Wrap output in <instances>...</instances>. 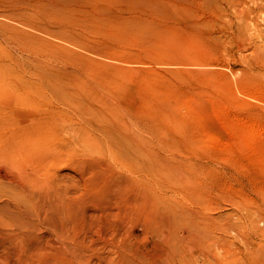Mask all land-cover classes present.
Here are the masks:
<instances>
[{
	"label": "rangeland",
	"instance_id": "1",
	"mask_svg": "<svg viewBox=\"0 0 264 264\" xmlns=\"http://www.w3.org/2000/svg\"><path fill=\"white\" fill-rule=\"evenodd\" d=\"M260 1L246 29L253 0H0V98L18 134L0 162L18 200L2 192L0 217L23 232L0 264L72 247L82 264H165L178 246L191 264H264ZM74 83L105 119L80 123L112 129L96 145L68 119Z\"/></svg>",
	"mask_w": 264,
	"mask_h": 264
},
{
	"label": "bare ground",
	"instance_id": "2",
	"mask_svg": "<svg viewBox=\"0 0 264 264\" xmlns=\"http://www.w3.org/2000/svg\"><path fill=\"white\" fill-rule=\"evenodd\" d=\"M261 1H263L264 2V0H261ZM260 1V2H261ZM235 2V1H234ZM237 2V1H236ZM253 4H254V6H255V8H254V10L253 9H245V10H242L240 13H239V21H241V22H243V27H245L246 29H247V27H248V20H249V17H251V16H254L255 15V11H256V9H257V7L259 6H257V3H256V0H253ZM259 2V3H260ZM232 3H233V1H232ZM233 4H235V3H233ZM232 4V5H233ZM262 4V3H261ZM263 5V4H262ZM253 6V5H252ZM260 7H261V5H260ZM257 10H259V9H257ZM261 11V10H260ZM262 11H264L263 9H262ZM257 13V12H256ZM264 13V12H263ZM258 14V13H257ZM256 14V15H257ZM259 14H260V12H259ZM258 14V15H259ZM261 15H262V13H261ZM260 15V17H262ZM238 16V15H237ZM264 16V15H263ZM258 18H259V16H257ZM262 19V18H261ZM264 20V19H263ZM263 39V38H262ZM261 40V39H260ZM258 41V40H257ZM262 41H264V40H262ZM261 41V42H262ZM260 42V41H259ZM260 42V43H261ZM256 43H258V42H256ZM255 43V44H256ZM262 45H263V43H262ZM261 46V45H260ZM256 47V46H255ZM259 47V46H258ZM260 48H262V47H260ZM256 50H257V47H256ZM259 51V52H258ZM258 51H256L257 53H259V55H261V58L262 59H264V49H260V50H258ZM260 57V56H259ZM75 85V86H74ZM73 86H74V88H72V89H75V90H73V91H68V93H66L63 97H62V99H63V101H64V103L68 106V107H70L71 109H72V116H68V119L69 120H74L77 124H74V127H75V132H76V135L78 136V137H81V138H83L85 141H86V143H89L88 141H90V143L91 144H97L98 143V141H97V133H99V132H105V133H110L111 131H108V130H112V129H110V128H105L104 127V124H103V127L104 128H100V127H96L95 128V126L93 125V127H92V124H94L95 122H97V123H99V122H102L103 120H105L103 117H102V115L103 114H100L99 113V115L97 114V112L95 113L94 111H93V107H91L90 105H86L87 107H88V110H87V108L85 107V101L80 97V94L76 91V90H78V91H81L82 92V94L86 97V98H91V99H94V95H95V92H96V89L95 88H93L92 87V90L90 91L88 88L89 87H87L84 83H74L73 84ZM72 86V87H73ZM1 95H2V91H1V86H0V97H1ZM90 99V100H91ZM92 101V100H91ZM90 101V102H91ZM118 108V107H117ZM137 108V107H136ZM113 109H116V107L115 108H113ZM129 109V108H128ZM139 110V109H138ZM140 111V110H139ZM105 112V111H104ZM116 112V111H115ZM114 112V113H115ZM129 112V111H128ZM132 112V111H131ZM134 113H135V111H133ZM132 112V113H133ZM141 112V111H140ZM5 114H7V115H10V113H5ZM106 114V113H105ZM141 114H142V112H141ZM78 115H80V116H82V115H86L89 119H90V121H93L94 123H92V122H89L90 123V125H91V127H92V129H93V131H92V129H91V127L90 126H85L84 124H82V123H80V118L78 117ZM113 115V114H112ZM116 118H119L121 115H118L117 113H115V115H114ZM107 117V116H106ZM110 117V116H109ZM108 117V118H109ZM139 116H136V118H138ZM139 119H140V117H139ZM109 120H110V118H109ZM112 120H114V118L112 119ZM32 121V120H31ZM99 121V122H98ZM137 122L136 123H134V124H131V125H126V126H124L125 128H127V129H130V128H132V129H136L137 128V126H138V124L139 123H141V122H138V119L136 120ZM140 121V120H139ZM38 122V121H37ZM109 122V121H108ZM142 122H143V120H142ZM35 123V122H34ZM29 124V123H28ZM68 124H70V125H72L71 123H68ZM67 124V125H68ZM141 124H143V123H141ZM14 125H15V120L14 121H10L9 119H8V117L7 116H5L4 115V104H3V102H2V99L0 98V162H4V161H11L9 158H7V154L8 153H10L9 151H11V149H14L15 148V146H14V141L15 140H17V138H18V134H17V129H15L14 128ZM98 125H100V123L98 124ZM6 126H8L9 127V130L8 131H6L5 130V127ZM113 129H115L114 127H112ZM9 131H10V133H9ZM136 131V130H135ZM73 132V131H72ZM132 131H130V133H131ZM94 133V134H93ZM113 133V132H112ZM111 134V133H110ZM85 135H89L90 137L88 138V137H86ZM137 135V134H136ZM139 135V134H138ZM145 135H146V133H145ZM112 136H113V134H112ZM122 136V135H121ZM134 136V135H133ZM114 137V136H113ZM116 137H117V135H116ZM120 136H118V138H119ZM142 137V136H141ZM101 141H102V139L100 138V137H98ZM115 138V137H114ZM123 138H124V136H123ZM132 138V137H131ZM135 138H137V137H135ZM144 138V137H143ZM146 138V137H145ZM132 140V139H131ZM139 140V139H138ZM142 140V139H141ZM141 140L138 142L137 140H135V141H137V143H139V145H140V142H141ZM132 142V141H131ZM134 143V142H133ZM136 143V144H137ZM135 144V143H134ZM136 144H135V146H136ZM138 146V145H137ZM130 147V146H129ZM118 149L121 151V152H126V148H125V146H123V145H120L119 147H118ZM129 161V160H128ZM117 164V163H116ZM137 169V168H136ZM142 169V168H141ZM142 172V171H141ZM141 172H139V173H141ZM143 173V172H142ZM128 187V186H127ZM2 192H9V194L13 197V198H15V199H17L18 200V197H16L17 196V193L15 192V193H13L12 192V190H7L6 188H5V186L3 185V183L2 182H0V194L2 193ZM10 192H12V193H10ZM128 192H130V191H128ZM4 193H2V196H4ZM124 193H126V192H124ZM139 196V195H138ZM1 198V197H0ZM117 198V197H116ZM126 198H127V196H126ZM131 198V197H130ZM139 198V197H138ZM26 199V198H25ZM28 199V198H27ZM115 199V198H114ZM134 199V198H133ZM142 200V199H141ZM22 201V200H21ZM142 201H144V199L142 200ZM1 202V201H0ZM20 202V201H19ZM60 202H63V204H64V202H65V200H63V199H61V201ZM26 203V202H25ZM54 204V203H53ZM56 204H57V201H56ZM58 204L60 205V204H62V203H59L58 202ZM63 204L61 205V206H63ZM25 205H27V204H25ZM67 205V204H66ZM132 205V204H131ZM29 206V205H28ZM58 206V205H57ZM56 206V207H57ZM60 206V207H61ZM78 206V205H77ZM114 206V205H113ZM17 207V206H16ZM59 207V208H60ZM66 207V206H65ZM65 207H63V208H65ZM104 207H106V206H104ZM108 207V206H107ZM22 208V207H21ZM67 209V208H66ZM109 209V208H108ZM119 210V209H118ZM1 212H2V210H0ZM51 211V210H50ZM58 211H60V210H58ZM62 211H64L63 209H62ZM69 211V210H68ZM25 212H26V210H25ZM54 212H55V210H54ZM61 212V211H60ZM30 213V212H29ZM119 213V212H118ZM25 214V213H24ZM23 214V215H24ZM69 214V213H68ZM67 214V215H68ZM29 216V215H28ZM31 217V216H30ZM56 217V216H55ZM69 217H70V214H69ZM76 218V217H75ZM111 219V218H110ZM26 220V219H25ZM25 220H23V221H25ZM31 220V219H30ZM29 220V221H30ZM79 220V219H78ZM77 220V221H78ZM59 221V220H58ZM62 221V220H61ZM66 221V220H65ZM109 221H111V220H109ZM114 221V220H113ZM116 221H117V219H116ZM115 221V222H116ZM30 222H32V221H30ZM53 222H54V220H53ZM55 222H57L56 220H55ZM63 222V221H62ZM112 222V221H111ZM23 223V222H22ZM25 223H29V222H26L25 221ZM49 223V222H48ZM113 223V222H112ZM24 224V223H23ZM31 225H32V223H30ZM30 224H28V225H30ZM8 225V223L7 222H5V218L3 217H0V245H2V244H7V243H12V242H14V241H16V240H21V237H20V234H22L23 232L21 231V228H16L15 226L14 227H11V230L10 231H5V227ZM27 225V226H28ZM30 225V226H31ZM50 225V224H49ZM27 226H26V228H27ZM29 226V227H30ZM24 227V226H23ZM32 227V226H31ZM108 227H110L109 225H108ZM118 228V227H117ZM26 230V229H25ZM24 230V231H25ZM36 230H37V228H36ZM33 232H34V230H33ZM54 232V231H53ZM52 232V233H53ZM31 233V232H30ZM51 233V234H52ZM55 234H56V236L57 237H59L58 235V232H55ZM33 235V234H32ZM36 235V234H35ZM46 235V234H45ZM48 235V234H47ZM24 236H26V232L24 233ZM23 237V236H22ZM32 237V236H31ZM34 238V237H33ZM44 238V237H43ZM25 239V238H24ZM30 239V238H29ZM28 239V240H29ZM38 239V238H37ZM61 239V238H60ZM31 240V239H30ZM48 240V239H47ZM35 241V240H34ZM40 241V239L38 240V242ZM44 241H45V238H44ZM54 241V240H53ZM52 241V242H53ZM57 240L55 239V241L54 242H56ZM74 241V240H73ZM36 242H37V240H36ZM48 242V241H47ZM66 242V241H65ZM43 243H45V242H43ZM78 243H80V242H78ZM92 243H94V241L92 242ZM91 243V244H92ZM97 243V242H96ZM31 244V243H30ZM40 244V243H39ZM38 244V245H39ZM50 244V243H49ZM95 244V243H94ZM93 244V245H94ZM105 244V243H104ZM111 244V243H110ZM37 245V246H38ZM28 246V245H27ZM40 246V245H39ZM39 246L37 247V248H39ZM86 246V245H85ZM30 247V246H29ZM34 247V246H33ZM91 247H93V246H91ZM107 247V246H106ZM27 248V247H26ZM32 248V247H31ZM102 248V247H101ZM30 249V248H29ZM84 249H86V248H84ZM24 250H25V248H24ZM26 250H28V249H26ZM35 250L36 251H38L39 252V250H42V249H39V250H37L36 248H35ZM44 250V249H43ZM75 250V249H74ZM73 250V247H72V250L71 251H69V253H64V256H61V258H59V259H55V258H52L51 260H49V261H44V263L43 264H82V258L78 255V253H76V251L77 250H75L74 251ZM30 251V250H29ZM190 251V250H189ZM189 251H187V250H185L184 248H183V246H178V247H175L174 249H172V252H171V256H170V258H169V260H167V262L165 263V264H191V260H190V256H189ZM35 252V251H34ZM41 252V251H40ZM46 254L48 253L47 251H44ZM16 253H18V251L16 252ZM22 253V252H21ZM25 253H28V251L27 252H25ZM41 253H43V252H41ZM34 254H36V255H38L39 253H34ZM79 254H81V253H79ZM16 255V254H15ZM27 255V254H26ZM29 255H30V253H29ZM44 255V254H43ZM49 254H47V256H48ZM82 255V254H81ZM84 255H85V253H84ZM93 254L91 253V255L90 256H92ZM19 256V255H18ZM28 256V255H27ZM40 255H38V257H39ZM46 256V255H45ZM99 256H101V255H99ZM103 256V255H102ZM22 257V256H21ZM33 257L35 258V256L33 255ZM37 257V256H36ZM36 258V259H39V258ZM50 257V256H49ZM49 257H47V258H49ZM23 258H26V257H23ZM28 258H31L32 259V257H28ZM40 258H43V257H40ZM84 259L83 260H85V257H83ZM129 259V258H128ZM40 260V259H39ZM87 260V262L88 263H90V261L88 260V259H86ZM74 261H76V262H79V263H75ZM130 261V263L129 264H135V263H133V260H129ZM28 262V261H27ZM30 262V261H29ZM86 263V262H85ZM27 264V263H26ZM38 264V263H37ZM42 264V263H41ZM94 264V263H93ZM159 264H163V263H159Z\"/></svg>",
	"mask_w": 264,
	"mask_h": 264
}]
</instances>
